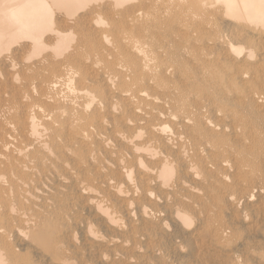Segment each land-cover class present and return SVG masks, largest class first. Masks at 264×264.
<instances>
[{
  "label": "bare ground",
  "instance_id": "1",
  "mask_svg": "<svg viewBox=\"0 0 264 264\" xmlns=\"http://www.w3.org/2000/svg\"><path fill=\"white\" fill-rule=\"evenodd\" d=\"M260 172L264 0H0V264H65L73 225L103 242L80 195L151 240L164 211L186 227V206L264 202ZM132 248L126 264L163 258Z\"/></svg>",
  "mask_w": 264,
  "mask_h": 264
},
{
  "label": "rangeland",
  "instance_id": "2",
  "mask_svg": "<svg viewBox=\"0 0 264 264\" xmlns=\"http://www.w3.org/2000/svg\"><path fill=\"white\" fill-rule=\"evenodd\" d=\"M258 178L264 185L263 172L259 173ZM93 187H97V184H93ZM152 189L156 194L161 193L158 188ZM253 192L255 193V190ZM108 195L116 209H120L121 201L110 193ZM79 197L82 201L84 200L83 196ZM143 200L147 201V199ZM82 201L81 208L78 209V219L90 222L93 229L105 240L90 244L85 241L83 229L80 226H71L76 242H72L67 236H62V240L68 246L61 255L65 264H126L119 256L136 257L138 252L132 248L135 242L161 248L163 258L152 256V264H264V261L247 254L250 250L264 251V217L257 214V209L264 205V202L254 200L248 203L246 199H242L238 202L236 209H231L228 204H224L220 211L212 215L205 209L195 211L186 206L184 209L191 216L190 224L186 227L174 222L173 218L164 211L160 217L166 222V230L160 231L156 227L154 230L159 232L158 236L149 240L142 234V224L137 215L134 216L135 225L123 218L125 227L117 230L114 225L103 220L97 212L87 209ZM158 206L167 208L168 205L162 202L158 203ZM147 224L151 227L149 223ZM219 225H225L228 232L222 234L215 230ZM126 227L132 230L127 231ZM205 232L212 233L209 234V238L212 239L213 245L208 238H205V244L198 245L196 238L200 234L207 235ZM112 238L117 241L110 242ZM124 239L129 240V243L125 246L119 245V242ZM103 254L108 259H103ZM32 260L34 264H49L35 254L32 255ZM137 260L138 264H147L144 258Z\"/></svg>",
  "mask_w": 264,
  "mask_h": 264
}]
</instances>
